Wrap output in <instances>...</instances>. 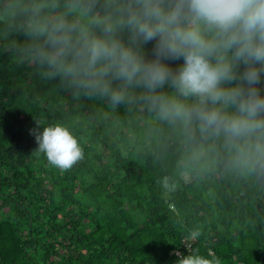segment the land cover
<instances>
[{"label":"trees","instance_id":"1","mask_svg":"<svg viewBox=\"0 0 264 264\" xmlns=\"http://www.w3.org/2000/svg\"><path fill=\"white\" fill-rule=\"evenodd\" d=\"M36 122L67 126L84 159L51 166L30 134ZM185 156L181 135L141 102L74 98L0 44V264H177L191 254L264 264V173ZM195 228L202 236L187 239Z\"/></svg>","mask_w":264,"mask_h":264},{"label":"clouds","instance_id":"2","mask_svg":"<svg viewBox=\"0 0 264 264\" xmlns=\"http://www.w3.org/2000/svg\"><path fill=\"white\" fill-rule=\"evenodd\" d=\"M0 44L74 98L141 102L181 135L189 165L264 173V0H0ZM36 123L30 134L51 166L84 159L67 126Z\"/></svg>","mask_w":264,"mask_h":264}]
</instances>
